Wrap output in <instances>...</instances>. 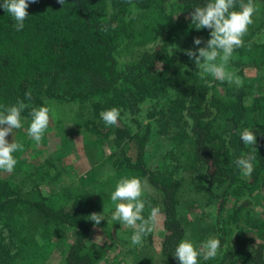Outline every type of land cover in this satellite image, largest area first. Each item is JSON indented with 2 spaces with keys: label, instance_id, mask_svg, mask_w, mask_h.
Wrapping results in <instances>:
<instances>
[{
  "label": "trees",
  "instance_id": "trees-1",
  "mask_svg": "<svg viewBox=\"0 0 264 264\" xmlns=\"http://www.w3.org/2000/svg\"><path fill=\"white\" fill-rule=\"evenodd\" d=\"M206 2L37 0L29 3L21 31L0 8V105L18 100L28 105L19 134L29 127L31 109L47 106L56 123L72 118L84 139L110 149L73 180L63 179L62 170L51 171L55 153L70 151L65 128L55 133L60 137L54 143L45 130L42 141L55 148L33 169L13 153L14 171H0V264H49L52 245L60 247L54 255L58 264H106L95 236L99 227L116 240L118 251L133 231L112 219L110 197L122 177L142 181L146 219L152 208L162 213L163 234L149 233L145 245L161 253L164 264H179L174 252L181 240L200 249L210 234L221 246L213 258L201 255L198 264H264V212H254L257 203L250 198L264 200V73L244 78L240 87L206 76L208 87L200 70L181 67L188 59L172 51L182 37L210 38V30L196 29L189 16ZM254 4L264 11V0ZM254 28L252 23L248 31ZM249 37L234 52L250 51ZM262 46L249 55L250 63L261 67ZM112 108L120 117L108 125L101 113ZM244 128L255 133L256 147L243 144ZM155 137L166 145L156 155L149 147ZM28 143L31 152L37 150L33 139ZM248 153L256 158L245 177L235 161ZM194 195L217 202L207 230L193 217ZM93 212L104 217L99 225L89 219ZM37 254L43 256L39 261ZM112 260L109 264H123Z\"/></svg>",
  "mask_w": 264,
  "mask_h": 264
},
{
  "label": "clouds",
  "instance_id": "clouds-1",
  "mask_svg": "<svg viewBox=\"0 0 264 264\" xmlns=\"http://www.w3.org/2000/svg\"><path fill=\"white\" fill-rule=\"evenodd\" d=\"M36 2L37 0H3L0 8L13 17L15 21L13 26L17 31H21L24 28V21L29 16L27 12L29 3ZM58 2L63 4L64 0ZM236 7L237 0H207L203 6L195 7L189 14L196 29L210 30V38L206 42L201 37H194L193 44L196 47L183 50L185 55L193 60L196 68L200 69L201 78L205 79L208 87H211L212 83L206 76L221 82L235 83L237 87L243 84L239 76L227 70V65L234 50L244 46L243 37L247 34L249 25L253 23L252 18L257 6L254 0L247 2L239 0V10H236ZM202 44L204 46H200ZM31 95L30 91L26 92L25 99L30 100ZM27 107L24 100H18L13 105H0V171L11 173L17 164L13 153L22 150L23 145L14 139L9 142L6 137L9 134L13 135L14 129L22 127L21 114ZM54 115L55 113L47 106L31 109V121L27 132L37 145L42 141ZM119 117L120 111L117 108L101 113L102 120L108 125L117 124ZM239 134L244 145L256 147L257 137L249 128H244ZM255 158L253 153H248L236 159L235 164L243 176L251 175L254 170L252 161ZM143 192L144 186L139 178L122 177L110 197L115 205L112 219L134 230L131 236L133 245H141L143 238L151 233L158 223V208H152L147 219L143 216L146 203L142 199ZM89 217L95 225L104 220L101 213L93 212ZM220 246L219 239L209 238L200 249H197L191 241L185 239L178 243L174 255L179 264H198L201 255H204L205 259L215 257Z\"/></svg>",
  "mask_w": 264,
  "mask_h": 264
},
{
  "label": "rangeland",
  "instance_id": "rangeland-1",
  "mask_svg": "<svg viewBox=\"0 0 264 264\" xmlns=\"http://www.w3.org/2000/svg\"><path fill=\"white\" fill-rule=\"evenodd\" d=\"M253 33L247 32V34L244 37H249L250 40L246 44L250 46V51L245 52L241 56L239 55L238 52H233V55L227 65V70L230 72H234L237 76L240 77L241 80L247 77H254L256 75H259L260 73H264V66L261 67L257 64H252L250 63V52L251 50H257L259 48H262L264 45V11L263 8H258L257 11L253 15ZM185 36V35H184ZM199 36V35H198ZM162 37H159L158 40L160 41ZM247 41V40H246ZM200 46H204L203 44ZM196 47L193 44V39H186L184 37L180 38L179 44L174 43L172 45V51L175 52L177 56H181L182 59H184V56L188 59V63L183 64L181 67H189V68H196V65L194 64L193 60L190 59L187 55L184 53V49H189V48H194ZM255 49H252V48ZM125 55L122 56L124 58ZM258 61H263L261 59H257ZM256 62V63H257ZM192 69V70H193ZM198 69V68H197ZM196 70V69H195ZM200 70V69H199ZM242 74V75H241ZM234 84V83H233ZM57 106H66L70 109L69 106L67 105H61L60 103H56ZM145 113V111H144ZM67 116V115H66ZM22 125L25 122V119H21ZM76 126V123L73 122L72 118H68L67 124H58L55 121V118L52 117L49 123V126L47 128L48 130V138L53 139L56 141L57 134L61 130V128H65L69 130L68 132V146L70 148V151L65 153L61 157H57L55 153V157L53 158V163L54 167L51 169L53 173L57 172L58 170H62L64 173V178L63 179H69L71 176L70 180L75 179V177L80 175V170L81 169H88L89 166L94 165L96 162L102 160L107 154L109 153V150L105 145H102L101 142L97 143L96 140L93 138L91 139H84V133L82 131L78 130L80 127H74ZM19 129H14L13 130V135L9 134L6 139H8L9 142L14 139L15 141L21 143L23 145L22 150L16 151L18 159H26V162L24 164V167L26 169H33L35 168L39 163L45 162L46 157L50 156V151L54 150L55 147L51 146V143H48L45 145V142L42 141L38 145L34 146L36 147L37 150H33L31 152V145L28 143V139L31 138L28 133H26V130L21 134L18 132ZM19 134V135H18ZM60 136L58 135L57 138ZM108 144H111L107 140ZM151 144H149L150 147V152H152L154 155L158 154L160 151H163L165 149V143L163 140L159 138H153V141H150ZM59 144H57L58 146ZM109 146V145H108ZM30 147V148H29ZM132 150V149H130ZM80 169V170H79ZM104 170V169H103ZM73 172V173H72ZM74 172L76 174H74ZM78 172V173H77ZM82 173V172H81ZM99 176L104 175V171H100ZM78 182V180H75ZM43 187H45V190L48 191L49 185L48 183H43ZM195 196V200H191L189 202L191 209L193 210V217L196 221L200 222L203 224L204 229H209L208 225H211L214 220L216 219V206L217 202H213L212 200H209V198L206 196ZM250 198L253 202L257 203V210L254 209L256 213L262 211L264 212V200H258L256 195H250ZM101 198H99L100 200ZM192 199V198H191ZM189 208V206H188ZM186 210V209H185ZM184 210V211H185ZM201 215H206L205 218H201ZM162 213L158 212V223L155 226L154 230L152 233L154 237L161 236L163 234V220H162ZM204 223H203V222ZM130 227L125 226V229L128 230ZM132 229V228H130ZM205 230V231H206ZM133 232L127 233L128 237L126 236V241L127 243L123 247V251H118L117 249V244H115L116 240L112 241V238L105 229L102 227H99L98 233L95 235L96 239L98 241L99 246L101 248V255L103 257H100L102 261L105 260L106 264L113 263V260H119L123 264H164L163 256L159 252H155L152 249H148V247L145 245L148 241V235L143 238V242L141 245H133L131 242V236L133 235ZM208 231H206L207 233ZM6 233V231H5ZM115 234V231L112 230V235ZM130 235V237H129ZM118 238V237H117ZM209 238H215L213 236H210L206 238L204 237L202 243H206ZM119 241V240H117ZM54 246V251L50 254L53 259L52 260H47L49 264H58L59 263V258L57 256H54L55 253H58L57 250L60 248L58 245H52ZM51 246V247H52ZM155 248V247H154ZM156 249H158V246H156ZM117 256H116V255ZM37 260L43 258V256H40L39 254L36 255ZM115 256V257H114ZM39 258V259H38ZM112 258V259H111Z\"/></svg>",
  "mask_w": 264,
  "mask_h": 264
}]
</instances>
